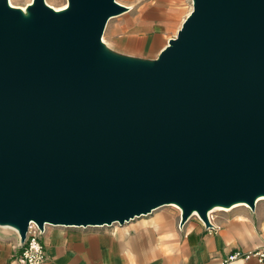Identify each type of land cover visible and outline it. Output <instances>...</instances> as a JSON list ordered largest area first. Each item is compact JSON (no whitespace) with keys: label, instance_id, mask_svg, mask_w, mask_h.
<instances>
[{"label":"water","instance_id":"95a60500","mask_svg":"<svg viewBox=\"0 0 264 264\" xmlns=\"http://www.w3.org/2000/svg\"><path fill=\"white\" fill-rule=\"evenodd\" d=\"M156 58L103 41L117 0H0V226L123 225L264 196V0H192Z\"/></svg>","mask_w":264,"mask_h":264},{"label":"crops","instance_id":"0c3cea01","mask_svg":"<svg viewBox=\"0 0 264 264\" xmlns=\"http://www.w3.org/2000/svg\"><path fill=\"white\" fill-rule=\"evenodd\" d=\"M190 1L151 0L138 8L139 12L132 18L134 25L125 34L121 46L131 50L128 54L135 55L133 52L139 48L165 41L167 29L179 22ZM164 46H159V50ZM261 202L264 200L254 210L244 205L218 210L226 212L214 215L211 227L194 214L181 224L180 211L165 206L123 225H48L41 237L49 256L45 264H224L234 252L244 254L264 247V203ZM20 244L16 230L0 226V264H12L22 251ZM229 264L259 262L256 258L240 257Z\"/></svg>","mask_w":264,"mask_h":264},{"label":"rangeland","instance_id":"374dc122","mask_svg":"<svg viewBox=\"0 0 264 264\" xmlns=\"http://www.w3.org/2000/svg\"><path fill=\"white\" fill-rule=\"evenodd\" d=\"M11 1L13 4L15 3V5L13 6L21 8V6L27 7V3L30 2L31 0H11ZM45 1L47 2V4L54 6V7H62L68 2V0H45ZM117 1L126 6H129V8L123 11L122 13L115 15L109 19L105 32L103 34V41L108 47H110L114 51L121 53V54H128L127 52L131 50H129L128 47L124 48L121 46L122 40L124 41L125 34L130 28L133 27L134 24L132 23V18L136 12H139L138 8H141L144 5L150 3L151 0H117ZM192 4L193 3L191 0L185 14L182 16V18L180 17L179 22L174 27L167 29V36H166L165 41L162 40L152 47L139 48L135 52H133V54H135L133 56L142 57V58H150V59L156 58L160 53L159 46L166 45L168 43L167 39L169 36L175 37L177 35L178 29L181 26L182 20L187 17L188 13L193 8ZM130 5H131V8H130ZM128 55H132V54H128ZM261 203H264V202H261ZM165 208L174 210V207L169 206V205L165 206ZM222 212H226V211H215L213 215H216ZM105 227H108V226H105ZM90 228H93V227H90Z\"/></svg>","mask_w":264,"mask_h":264},{"label":"built area","instance_id":"2783aa9c","mask_svg":"<svg viewBox=\"0 0 264 264\" xmlns=\"http://www.w3.org/2000/svg\"><path fill=\"white\" fill-rule=\"evenodd\" d=\"M248 208L250 207L248 206ZM179 211L181 216L182 210L180 209ZM213 216L214 215L210 216L209 212L210 221H212ZM32 223L35 222L30 223L26 239L20 244L22 251L18 256L14 257L12 264H45L49 257L41 241V237L46 231L48 225H46L45 229L42 230L37 223H35L34 226H32ZM16 232L18 233L17 230ZM240 257H243L246 260L256 258L259 264H264V247L246 252L244 254L241 252H234L228 257L224 264H229L230 261L236 260Z\"/></svg>","mask_w":264,"mask_h":264},{"label":"bare ground","instance_id":"6f19581e","mask_svg":"<svg viewBox=\"0 0 264 264\" xmlns=\"http://www.w3.org/2000/svg\"><path fill=\"white\" fill-rule=\"evenodd\" d=\"M9 2L11 3V5L13 4L12 3V1L11 0H9ZM32 2V1H31ZM30 2V3H31ZM29 3V4H30ZM193 5V4H192ZM68 6V2L65 4V5H63L62 7H54L56 10H60V9H64V8H66ZM128 8H129V6H127ZM21 8L24 10V11H26V7H23V6H21ZM193 9V8H192ZM192 11V10H191ZM190 14V13H189ZM188 14V15H189ZM261 200H264V196L263 197H260L259 199H258V202H257V204L261 201ZM240 205H244V206H247L248 207V204H245V203H239V204H235V205H233L232 207H229V208H226V207H215L214 209H212L211 211H210V216H212V213L213 212H215V211H218V210H226V211H228V210H231V209H233V208H235V207H237V206H240ZM169 206H173L174 208H177L178 210H180L181 208L178 206V205H176V204H171V205H169ZM194 215L195 216H198L199 217V215H198V213H194ZM116 225H118V223H115ZM114 224V225H115ZM35 225V223H32V226H34ZM7 227H11V226H7ZM11 228H13V227H11ZM14 230H16L15 228H13Z\"/></svg>","mask_w":264,"mask_h":264}]
</instances>
